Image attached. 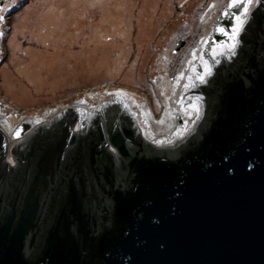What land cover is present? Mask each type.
<instances>
[{
	"label": "water",
	"instance_id": "water-1",
	"mask_svg": "<svg viewBox=\"0 0 264 264\" xmlns=\"http://www.w3.org/2000/svg\"><path fill=\"white\" fill-rule=\"evenodd\" d=\"M223 3L204 20L202 49L179 87V109L200 104L182 139L148 142L119 93L42 123L95 111L88 117L102 115L104 132L124 128L108 141L91 128L71 147L49 136L8 192L0 181V264H264V35L256 30L237 70L215 79L202 123L206 96L194 92L218 74L202 51ZM237 12L205 44L216 65L231 59L235 41L211 47L229 41Z\"/></svg>",
	"mask_w": 264,
	"mask_h": 264
},
{
	"label": "rangeland",
	"instance_id": "rangeland-1",
	"mask_svg": "<svg viewBox=\"0 0 264 264\" xmlns=\"http://www.w3.org/2000/svg\"><path fill=\"white\" fill-rule=\"evenodd\" d=\"M222 1L0 0V129L119 93L148 142L172 145L198 118L199 101L179 109L178 91Z\"/></svg>",
	"mask_w": 264,
	"mask_h": 264
},
{
	"label": "flooded vegetation",
	"instance_id": "flooded-vegetation-1",
	"mask_svg": "<svg viewBox=\"0 0 264 264\" xmlns=\"http://www.w3.org/2000/svg\"><path fill=\"white\" fill-rule=\"evenodd\" d=\"M220 6L221 7L218 8V15L216 16V19L212 24V28L206 37L204 49L209 36L213 33L215 25L217 23L226 21V19L230 17V11L233 8L236 10L238 9V12L236 18L232 20V25L230 27L232 35L230 36L229 41L217 43L211 47V50L213 47L229 44L232 41H235V47L233 51L228 54L231 59L226 63V65L223 64L224 66L216 65L219 63L217 61L218 58H211V51L208 53H204V49L202 51V57H208L210 59L213 67H215L214 70H218V74H216V76H214L215 74H211V76L207 78L206 81L208 83L210 82L209 86L202 87L201 89L194 91L195 93L206 96V99H202L205 101V103L202 105L203 115L199 123L205 122L209 116L211 104L209 89L212 87L215 79L221 77V71H224V69H227L226 73L229 71H231L229 73H232L237 70V68L241 65V60L243 59L244 55L251 48V41L254 34L256 33V30H258L260 35H264V0H224V3ZM240 23L242 24L240 29H238L237 27ZM190 36L191 34L185 32L176 36L177 42L184 41V45L180 49L181 51L185 46L188 45ZM196 70L200 72L201 68L198 67ZM1 111H3L2 108ZM94 114L97 115L98 113L95 111H92L88 114H83V112L82 114L70 113V115H72L71 119H69L68 115L66 116L65 114L61 116V118H55L50 123L42 124L37 127L33 126L35 120L24 118L16 123L14 132L11 133L10 136L5 131L0 129V181L2 185V191L4 193L8 192L18 178L21 170L26 166V164H31L33 162L37 154L40 152L41 144L45 138L49 136L59 137V140L60 142L62 141L63 145L71 147L69 144L71 137L74 136L77 142L87 139L90 136L89 130L91 128L97 131L96 137L99 138V140L104 139L105 141L107 138L109 140L115 132H121L123 130L124 127H120L122 129L121 131H111L109 129V125H107V131H105V134V128L102 123L105 119L101 117L102 115H99V118H97L95 115L96 118L94 119L93 117H88L90 115L93 116ZM60 120H63V122L60 123ZM99 120H101V122ZM92 123H96V126H94ZM119 125L120 124L118 123V128ZM195 132L194 133L197 136L198 132ZM191 142L194 141H190V143ZM111 148L112 147L110 146L109 149ZM117 168L121 169V165L117 166ZM54 184L55 183L53 182L50 183L51 186Z\"/></svg>",
	"mask_w": 264,
	"mask_h": 264
},
{
	"label": "trees",
	"instance_id": "trees-1",
	"mask_svg": "<svg viewBox=\"0 0 264 264\" xmlns=\"http://www.w3.org/2000/svg\"><path fill=\"white\" fill-rule=\"evenodd\" d=\"M26 3H27V2H23V5H25ZM23 5H22V6H23Z\"/></svg>",
	"mask_w": 264,
	"mask_h": 264
}]
</instances>
